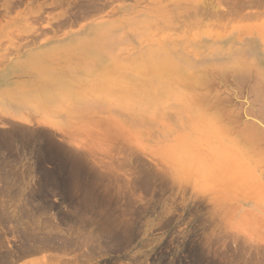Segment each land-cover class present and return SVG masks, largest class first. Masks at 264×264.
I'll return each mask as SVG.
<instances>
[{"label":"rangeland","instance_id":"rangeland-1","mask_svg":"<svg viewBox=\"0 0 264 264\" xmlns=\"http://www.w3.org/2000/svg\"><path fill=\"white\" fill-rule=\"evenodd\" d=\"M106 25L160 70L127 127L0 117V264H264V0H0V59Z\"/></svg>","mask_w":264,"mask_h":264},{"label":"crops","instance_id":"crops-1","mask_svg":"<svg viewBox=\"0 0 264 264\" xmlns=\"http://www.w3.org/2000/svg\"><path fill=\"white\" fill-rule=\"evenodd\" d=\"M71 37L29 41L0 59V117L67 130L94 127L101 118L128 126L113 113L133 111L135 80L142 87L149 72L144 59L103 58L89 51L95 44Z\"/></svg>","mask_w":264,"mask_h":264},{"label":"bare ground","instance_id":"bare-ground-1","mask_svg":"<svg viewBox=\"0 0 264 264\" xmlns=\"http://www.w3.org/2000/svg\"><path fill=\"white\" fill-rule=\"evenodd\" d=\"M118 32H119V28H117V27H115V26H113V25H106V26H104V27H101V29H94L93 28V30L91 31V32H89L88 34H86L85 35V37H84V40L86 41V42H89V43H91V45L92 44H95L96 46H92L93 48H95V49H93L92 47L90 48V50L89 51H92L93 52V50H95V53H96V55H99V56H101V57H103V58H108V59H110L111 58V56L113 57V58H115V52H116V43H118V41H117V35H118ZM260 41V43H261V40H259ZM257 45V44H256ZM85 47H87V46H85ZM56 50V49H55ZM36 53V52H35ZM57 53V52H56ZM158 53H156L154 50H148L147 52H146V55L144 56V57H146V59H144L142 62H144V63H146L147 65H148V67H149V65H150V71L151 72H154L155 70H157V71H159L160 70V68H159V63H160V61H159V59H154L155 57H157L156 55H157ZM93 55V54H92ZM142 57V56H141ZM38 58V57H37ZM137 58H139V57H137ZM32 59V58H31ZM34 59V58H33ZM175 59H174V61H173V63L175 64ZM143 64V63H142ZM162 66H163V64H162ZM134 68V67H133ZM172 69V68H171ZM143 70V69H142ZM167 70H169V68L167 69ZM164 73V72H163ZM162 73V75H161V77H163V74ZM168 74L170 75L171 73L170 72H168ZM172 75V74H171ZM136 82H137V85H138V87L136 88V86L134 87V89H133V91L134 90H138V91H140V92H143V89L146 87V86H144L143 84H142V87H140L139 86V84L138 83H140V82H138V80H135ZM157 92H158V90H157ZM124 112H131V111H126V110H123ZM78 114H80V113H78Z\"/></svg>","mask_w":264,"mask_h":264}]
</instances>
